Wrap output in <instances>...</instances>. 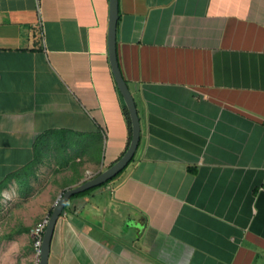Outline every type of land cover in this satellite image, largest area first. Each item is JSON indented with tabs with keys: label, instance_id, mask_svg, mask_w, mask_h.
<instances>
[{
	"label": "crops",
	"instance_id": "obj_1",
	"mask_svg": "<svg viewBox=\"0 0 264 264\" xmlns=\"http://www.w3.org/2000/svg\"><path fill=\"white\" fill-rule=\"evenodd\" d=\"M109 16L0 0V183L35 164L1 200L56 201L127 150ZM117 47L140 143L73 200L51 264H264V0H119Z\"/></svg>",
	"mask_w": 264,
	"mask_h": 264
},
{
	"label": "water",
	"instance_id": "obj_2",
	"mask_svg": "<svg viewBox=\"0 0 264 264\" xmlns=\"http://www.w3.org/2000/svg\"><path fill=\"white\" fill-rule=\"evenodd\" d=\"M109 1H110V16H109L108 38H109L110 63L117 87L130 113V118L132 123L131 141L124 154L110 167L106 168L97 176L88 179L79 185L70 187L69 189L65 190L56 200L51 213L48 214V224L42 239L40 264H49L54 232L57 223L62 217L64 213V209L66 208L70 198L75 194L84 192L94 187L101 186L107 183L115 176H117L132 161L140 143L141 124H140V118H139L136 102L129 88V85L122 74L121 67L119 64V58H118L117 28L119 21V0H109Z\"/></svg>",
	"mask_w": 264,
	"mask_h": 264
},
{
	"label": "rangeland",
	"instance_id": "obj_3",
	"mask_svg": "<svg viewBox=\"0 0 264 264\" xmlns=\"http://www.w3.org/2000/svg\"><path fill=\"white\" fill-rule=\"evenodd\" d=\"M35 194L32 192V197L25 199L12 192L11 196H5L1 200L0 264H34L32 231L30 234H17L15 231L22 226L34 229L39 221L48 217L50 208H53L56 202L41 198V194ZM73 200L67 206L68 208L72 207Z\"/></svg>",
	"mask_w": 264,
	"mask_h": 264
},
{
	"label": "trees",
	"instance_id": "obj_4",
	"mask_svg": "<svg viewBox=\"0 0 264 264\" xmlns=\"http://www.w3.org/2000/svg\"><path fill=\"white\" fill-rule=\"evenodd\" d=\"M120 94H121V93H120ZM121 98H122V101H123V102H122L123 113L125 114V117H126V119H127V123H128V127H129V139H128V143H127V147H126V149H127L128 146H129V144H130L131 137H132V123H131V118H130V113H129L128 107H127V105L125 104L122 95H121ZM132 160H133V159H132ZM34 165H35V164L33 163V164H31L29 167H26V168H23V169H21V170H19V171H17V172L11 173V174L7 175V176L4 178V180L0 183V200H1L2 190L8 186V184H9V182H10L11 180L16 179V180L18 181V183L23 184V187H22V188H25L26 185L28 186V177H29V175L31 174V172H30V170H32L31 168H33ZM124 170H125V169H124ZM124 170H123V171H124ZM28 171H29V172H28ZM123 171H121L117 176H115L114 178H112V179L109 180L108 182H110V181H112L113 179H115L116 177H118ZM108 182H107V183H108ZM25 184H26V185H25ZM105 184H106V183H105ZM105 184H103V185H105ZM103 185H101V186H103ZM98 187H100V186H98ZM96 188H97V187H94V188L88 189V190H86V191H84V192H81V193H78V194L73 195V196L70 198V200H69L67 206L69 205V203H70L73 199H76V198H78V197H80V196H82V195H85V194L91 192L92 190H94V189H96ZM67 206H66V208L64 209V211H66V210L68 209ZM51 211H52V208L50 209V213H51ZM32 229H33V228H31V227L22 226L21 228L16 229L15 233H17V234H21V233H27V234H30L31 231H32ZM54 234H55V233H54ZM31 239H32V251H33V249H34L33 243H34V240H35V239H34L33 236H32ZM51 247H52V245H51ZM49 264H51V262H50V258H49Z\"/></svg>",
	"mask_w": 264,
	"mask_h": 264
},
{
	"label": "built area",
	"instance_id": "obj_5",
	"mask_svg": "<svg viewBox=\"0 0 264 264\" xmlns=\"http://www.w3.org/2000/svg\"><path fill=\"white\" fill-rule=\"evenodd\" d=\"M63 215H66V211L63 213ZM47 224H48V217L39 221L37 225L34 227V229H32V235L35 239L33 243V246H34L33 253L35 256L34 264H40L42 239H43V234L45 232Z\"/></svg>",
	"mask_w": 264,
	"mask_h": 264
},
{
	"label": "clouds",
	"instance_id": "obj_6",
	"mask_svg": "<svg viewBox=\"0 0 264 264\" xmlns=\"http://www.w3.org/2000/svg\"><path fill=\"white\" fill-rule=\"evenodd\" d=\"M65 212V211H64ZM63 216V215H62Z\"/></svg>",
	"mask_w": 264,
	"mask_h": 264
}]
</instances>
